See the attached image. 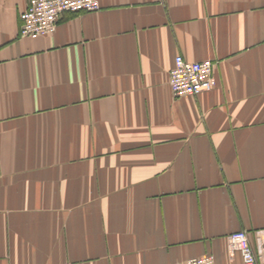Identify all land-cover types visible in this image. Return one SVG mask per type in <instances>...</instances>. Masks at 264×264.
<instances>
[{"label": "crops", "instance_id": "crops-1", "mask_svg": "<svg viewBox=\"0 0 264 264\" xmlns=\"http://www.w3.org/2000/svg\"><path fill=\"white\" fill-rule=\"evenodd\" d=\"M0 0V264H243L264 248V0H99L19 35ZM215 86L173 96L174 59Z\"/></svg>", "mask_w": 264, "mask_h": 264}, {"label": "built area", "instance_id": "built-area-1", "mask_svg": "<svg viewBox=\"0 0 264 264\" xmlns=\"http://www.w3.org/2000/svg\"><path fill=\"white\" fill-rule=\"evenodd\" d=\"M99 8V0H29L19 14V35L32 38L50 35L64 13L93 12ZM214 64L212 60L188 61L178 54L169 72L172 95L195 96L211 90L216 84ZM227 239L230 252H239L243 264H264L262 241L254 249L244 230L231 232ZM172 264H215V260L212 254H207Z\"/></svg>", "mask_w": 264, "mask_h": 264}]
</instances>
